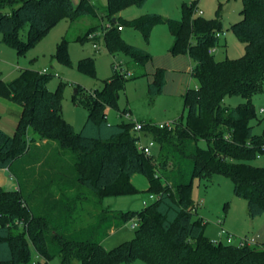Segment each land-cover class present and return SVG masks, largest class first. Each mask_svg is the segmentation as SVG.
Masks as SVG:
<instances>
[{
    "label": "trees",
    "instance_id": "obj_1",
    "mask_svg": "<svg viewBox=\"0 0 264 264\" xmlns=\"http://www.w3.org/2000/svg\"><path fill=\"white\" fill-rule=\"evenodd\" d=\"M147 2L108 0L106 46L111 54L130 55L132 66L124 73L120 64V72L115 70L102 90L81 98L77 91L76 101L89 110L80 132L62 116V88L48 89L53 74L25 69L9 83L0 81V99L22 108L13 135L0 127V170L7 169L18 181L15 190L0 186V264H29L34 253L43 260L36 264H50L55 258L60 264H129L139 259L147 264H264V243H215L206 236L205 224L195 218L198 205L192 196L196 179L223 175L232 179L235 195L247 200L252 220L264 215V166L252 164L264 154V132L257 135L252 126L255 120L264 122L253 103V97L264 92V0H242V20L231 30L244 43L245 54L220 62L211 49L223 34L222 21L197 16L196 4L184 7L181 20L149 14L129 23L147 39L157 24L167 23L174 40L171 52L188 54L195 63L191 74L200 80L198 88L184 95L185 124L173 130L145 124L142 134L161 145L157 161L139 150L142 135L135 123L113 124L107 118V109L118 107L128 73L136 77L135 71L152 59L147 51L126 43L119 30L126 22L116 16ZM100 12L93 0H0L2 41L25 54L62 18L73 21ZM57 57L71 63L66 41L59 45ZM165 84V71L159 69L149 84L151 96L160 95ZM234 95L245 102L228 107L225 99ZM30 130L46 144L36 145ZM201 141L207 142L206 149ZM50 143L56 145L48 156ZM37 165L50 173L34 185L29 179L37 175L32 171ZM136 174L147 177L152 202L138 212L104 208L106 196L139 192L132 183ZM69 191L77 192L73 199ZM135 218V238L106 250L110 233Z\"/></svg>",
    "mask_w": 264,
    "mask_h": 264
},
{
    "label": "rangeland",
    "instance_id": "obj_2",
    "mask_svg": "<svg viewBox=\"0 0 264 264\" xmlns=\"http://www.w3.org/2000/svg\"><path fill=\"white\" fill-rule=\"evenodd\" d=\"M72 1L74 4H78L80 0ZM93 1L101 8L100 16H80L73 21L62 18L25 54H19L16 49L5 44L2 41L3 34L0 32V81L9 83L17 79L21 71L25 69H32L41 74H53L48 82V89L56 91L58 88H62V116L74 126L76 132L81 131L89 117V110L76 101V91L80 90L78 98H81L83 94L102 90L104 82L113 78L116 71L120 72L118 67L120 64L123 66L124 73L132 66L130 55L121 51L111 54L106 46L103 29L110 24L105 17L108 0ZM191 4H196L195 14L197 16L207 20L219 17V20L222 21L223 34L213 52L216 61L237 59L245 54L244 43L231 30L233 24L242 20V0H148L146 5L141 8L132 5L124 9L116 16L123 18L126 22L121 30V37L129 45L142 48L150 53L152 59L143 70L135 71L136 77H128L125 87L120 92L118 107L107 109V118L111 123L139 122L149 123L156 127L161 124L175 126L186 123L187 111L184 109V95L188 89H196L200 86V80L191 74L195 63L188 54L174 55L171 52L174 40L167 23L157 24L149 39L142 31L130 26L129 23L149 14H158L164 19L181 20L184 7ZM4 12H10V9H6ZM28 30L29 28L26 27L22 34L24 40L28 39ZM92 33L96 34V39L89 38ZM63 41H66L68 45L70 64L62 62L57 57L58 47ZM94 44H97V47ZM159 69L165 71L166 84L160 95L152 97L149 92V84L154 81V74ZM133 71L132 69V73ZM244 102V98L236 95L225 99V104L228 107H238ZM253 103L258 117L263 118V113L260 111L264 108V92L254 96ZM19 109H22L21 106L0 99V127L10 135L16 131L19 122ZM125 109L128 112L121 114ZM252 126L255 134L261 135L264 132V122L259 123L255 120L252 122ZM141 135L142 144L148 145L154 141L151 135L146 133H141ZM29 136L38 139L33 130H30ZM55 145V143L46 145L48 156L53 155ZM199 145L204 149L208 147L206 141H201ZM151 155L156 161L160 158L161 145L158 142H155ZM40 157L42 160L43 157ZM252 164L264 166V154L253 160ZM44 167L37 165L32 168V171L34 169L37 175L29 180L34 185L37 180L45 181L49 178L47 174L50 173V170L43 169ZM6 179L0 181V186L5 190H11L18 186V181L12 179L11 176H6ZM33 179L36 181L33 182ZM132 183L139 192L130 195L106 196L102 199L104 208L114 213H127L141 211L149 205L152 199L150 193L147 192L149 188L147 177L136 174L132 178ZM76 193L69 191L68 194H71L73 199ZM192 196L197 205L200 201H204L203 205H198V213L195 218H200L205 224L206 236L215 242L220 240L227 242L226 236L221 235L222 230L225 229L230 234L236 235L233 241L234 245H239L241 238L253 237L251 218L248 215V202L235 195L231 178L216 174L207 179H196ZM133 220L134 222L131 220L123 227L110 233L104 241L106 250H112L135 238L137 227L133 228L132 225L135 223L138 226L139 222L136 218ZM34 259L35 255L33 254ZM33 262L29 264H34ZM50 264H60L59 258L51 260ZM129 264L147 263L139 259Z\"/></svg>",
    "mask_w": 264,
    "mask_h": 264
},
{
    "label": "built area",
    "instance_id": "obj_3",
    "mask_svg": "<svg viewBox=\"0 0 264 264\" xmlns=\"http://www.w3.org/2000/svg\"><path fill=\"white\" fill-rule=\"evenodd\" d=\"M107 27H110V24L107 26ZM123 27H119V30H122ZM96 34H90L89 35V38L90 39H96ZM95 47H97V44H94ZM215 51V49H211V53H213ZM128 76H130V73H128ZM261 113H264V108L261 109L260 111ZM145 124L144 123H139V122H135V131L138 133V134H141L142 131H143V128H144ZM176 126V125H175ZM175 126L171 125V124H161L158 126V128H161V129H168V130H173L175 128ZM142 141V140H141ZM138 142V148L141 152H143L144 154L146 155H151V150L152 148L154 147L155 145V141L153 142H150V144L146 145V144H142V142ZM151 199H154L155 197L154 196H150ZM204 204V201H200L198 205H203ZM132 222H134V220H132ZM133 228L137 227V224L133 223L132 225ZM221 235H225V239L227 240L226 243L228 244H231L233 243L234 241V238L235 236L230 234L228 231H226L225 229L222 230L221 232ZM215 242V241H214ZM220 242V241H219ZM219 242H215V243H219ZM245 244H248V245H253V244H256L255 243V240L252 239V238H242L240 240V243L239 245L243 246Z\"/></svg>",
    "mask_w": 264,
    "mask_h": 264
},
{
    "label": "crops",
    "instance_id": "obj_4",
    "mask_svg": "<svg viewBox=\"0 0 264 264\" xmlns=\"http://www.w3.org/2000/svg\"><path fill=\"white\" fill-rule=\"evenodd\" d=\"M191 72H192V70H191ZM19 110L20 111H19L18 114H19V117H20L22 109H19ZM46 142H47V140L37 139L35 141V144L39 146L41 144H45ZM6 176H8V177L11 176L9 171L7 169L6 170H1L0 171V181L7 180ZM11 178H12V176H11ZM17 187L18 186H16V188L11 189V190H15V189H17ZM251 228H252V232L254 233L252 239L255 240L256 244H263L264 243V215L259 216V217L255 218L254 220L251 219ZM232 235H234L236 237L235 234H232ZM245 238H249V237L246 236ZM34 255H35V259H34V262H33L34 264H36V262H38V261H43L41 258L38 257V255L36 253H34ZM76 264H78V263H76Z\"/></svg>",
    "mask_w": 264,
    "mask_h": 264
},
{
    "label": "water",
    "instance_id": "obj_5",
    "mask_svg": "<svg viewBox=\"0 0 264 264\" xmlns=\"http://www.w3.org/2000/svg\"><path fill=\"white\" fill-rule=\"evenodd\" d=\"M116 20L114 19V22H115ZM76 94H77V91H76Z\"/></svg>",
    "mask_w": 264,
    "mask_h": 264
}]
</instances>
